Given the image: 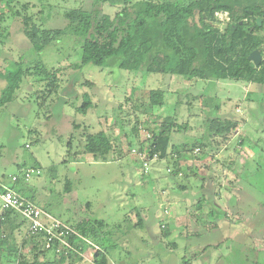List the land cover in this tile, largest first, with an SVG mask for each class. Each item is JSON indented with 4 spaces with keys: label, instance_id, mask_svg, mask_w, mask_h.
Wrapping results in <instances>:
<instances>
[{
    "label": "rangeland",
    "instance_id": "obj_1",
    "mask_svg": "<svg viewBox=\"0 0 264 264\" xmlns=\"http://www.w3.org/2000/svg\"><path fill=\"white\" fill-rule=\"evenodd\" d=\"M20 1L29 2L27 12L45 28L66 27L67 8L92 4ZM119 9L103 5L110 16ZM216 16L228 21L220 11ZM7 24L12 35L0 45V67H27L40 58L60 69V87L42 107L34 91L40 82L24 78L17 98L1 108L0 186L18 176L15 188L63 223L105 220L104 246L116 264H181L184 258L192 264H264V85L128 70L115 58L105 65H83L82 36L64 34L37 53L17 19L10 17ZM152 89L165 91L164 104L145 109L140 122L159 124L167 117L188 122L187 131L172 132L176 144L209 134L213 117L244 120L229 137L217 136L182 153L178 166L168 158L143 173L132 151L139 148V140L127 131L129 121L134 122L132 104L148 102ZM85 100L91 104L83 111ZM73 121L91 131L106 130L129 152L118 160L97 161L85 154L65 162L73 133L74 145L82 147L81 129L75 130ZM149 132L142 128L141 137ZM168 168L178 169V175ZM28 169L41 173L25 180ZM140 218L143 225H136ZM7 253L6 243L0 263L16 264ZM84 257L82 264H93L91 254Z\"/></svg>",
    "mask_w": 264,
    "mask_h": 264
},
{
    "label": "trees",
    "instance_id": "obj_2",
    "mask_svg": "<svg viewBox=\"0 0 264 264\" xmlns=\"http://www.w3.org/2000/svg\"><path fill=\"white\" fill-rule=\"evenodd\" d=\"M105 4L120 9L110 16L103 12ZM27 6L29 2L0 0L2 47L10 41L12 32L7 20L13 17L22 24L25 36L37 53L64 34L71 33L83 37V65H105L115 58L119 67L128 70L145 69L149 73L176 74L188 79L246 80L264 85V51L259 66L252 67L249 60V54L264 45V0H92L87 9L83 6L67 8L64 11L67 26L56 28L42 27L27 12ZM218 11H227L229 20L224 23L218 20ZM258 17L263 19L261 26L257 24ZM3 57L8 62L9 58ZM59 72L60 69L48 66L40 58L17 69L2 65L0 110L17 98L23 79L28 77L40 82L34 91L40 106H45L59 90ZM164 99L163 89H152L148 102L135 101L130 108L134 122L129 121L127 132L129 137L139 140V150L151 156L157 154L158 161L169 158L175 167L180 163L182 153L211 143L217 136L229 137L244 120L239 116L213 117L209 122V134L196 137L191 143L176 144L172 132L187 131L188 122H178L170 117L159 124L150 120L140 122L145 109L163 105ZM89 104L90 100L84 101L83 111ZM73 128L81 129L82 147L74 145L73 133L67 143L65 162L77 161L85 154L97 161L118 160L129 152L121 146L120 139L113 138L106 130L91 131L76 121H73ZM142 128L150 131V137H141ZM128 140L131 146L133 142ZM189 144L192 145L187 148ZM170 173L178 175L179 170L174 168ZM19 190L17 194L25 198ZM66 224L73 230L63 236L70 246L55 240L47 247L43 234L31 233L26 219L13 210L6 211L0 217V253L7 243V254L15 258L16 264H82L85 263V251L92 248L93 264H113L103 241L107 234L105 220ZM136 225H143V219L140 218ZM181 264H192V260L184 258Z\"/></svg>",
    "mask_w": 264,
    "mask_h": 264
},
{
    "label": "built area",
    "instance_id": "obj_3",
    "mask_svg": "<svg viewBox=\"0 0 264 264\" xmlns=\"http://www.w3.org/2000/svg\"><path fill=\"white\" fill-rule=\"evenodd\" d=\"M218 12L216 14H218ZM220 13L225 15L229 20V13L227 11H220ZM146 135L150 137V133H146ZM199 150L200 148L196 149V151ZM132 151L140 162H142L143 173H149L154 163L158 161L157 154L151 156L147 152L135 148L132 149ZM167 171L171 172L172 170L168 168ZM34 173L40 174L41 170L28 169L25 171L23 177L25 180H29ZM18 180V176L12 177L13 182H17ZM0 201V217L4 215L6 211L13 210L28 221L31 233L43 234L47 247H51L55 240H59L62 245L70 246L63 236L73 231L72 228L66 223L53 219L48 212L37 203L21 197L12 188L5 186H0Z\"/></svg>",
    "mask_w": 264,
    "mask_h": 264
},
{
    "label": "water",
    "instance_id": "obj_4",
    "mask_svg": "<svg viewBox=\"0 0 264 264\" xmlns=\"http://www.w3.org/2000/svg\"><path fill=\"white\" fill-rule=\"evenodd\" d=\"M263 19L261 17L257 18V24L259 26L262 25ZM262 51H264V45L256 48L249 54V60L252 62L251 66L256 67L259 66L262 62L263 56Z\"/></svg>",
    "mask_w": 264,
    "mask_h": 264
},
{
    "label": "crops",
    "instance_id": "obj_5",
    "mask_svg": "<svg viewBox=\"0 0 264 264\" xmlns=\"http://www.w3.org/2000/svg\"><path fill=\"white\" fill-rule=\"evenodd\" d=\"M206 160V159H205ZM205 160H203V161H205ZM205 163V162H204ZM19 181V180H18ZM15 183L16 182H11V183H9L8 185H5V187H9V188H12L14 191H16L17 192V189L15 188ZM86 253H88L89 255L91 254H93V249L92 248H90V249H88V250H86L85 251V253L84 254H86ZM113 263V262H112ZM67 264V263H66ZM113 264H116V263H113Z\"/></svg>",
    "mask_w": 264,
    "mask_h": 264
}]
</instances>
